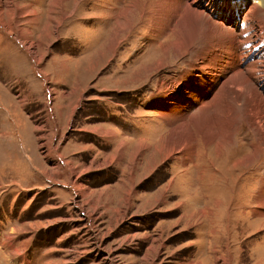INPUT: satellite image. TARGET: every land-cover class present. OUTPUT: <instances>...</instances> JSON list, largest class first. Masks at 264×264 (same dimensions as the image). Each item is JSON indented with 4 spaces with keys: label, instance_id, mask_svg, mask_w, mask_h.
<instances>
[{
    "label": "rangeland",
    "instance_id": "obj_1",
    "mask_svg": "<svg viewBox=\"0 0 264 264\" xmlns=\"http://www.w3.org/2000/svg\"><path fill=\"white\" fill-rule=\"evenodd\" d=\"M159 3L0 0V264H264V211H250L264 154L233 168L258 144L245 117L232 151L199 139L195 163L156 153L165 116L192 106L180 93L161 104L190 57L149 78L134 71L173 39L154 17ZM242 3L245 13L253 2ZM128 6L133 26L90 71Z\"/></svg>",
    "mask_w": 264,
    "mask_h": 264
},
{
    "label": "bare ground",
    "instance_id": "obj_2",
    "mask_svg": "<svg viewBox=\"0 0 264 264\" xmlns=\"http://www.w3.org/2000/svg\"><path fill=\"white\" fill-rule=\"evenodd\" d=\"M221 1L161 0L159 12L154 17L158 18L163 35L170 33L173 39L164 47L162 46L163 54L159 56L160 58L158 57V61L155 63L150 61L134 71L136 74L146 72L149 78L153 72L170 66L167 62L171 56L174 57V61L176 57L178 59L190 57L192 61L183 62L187 69L180 73L183 76H180L174 85L167 90L166 82L162 81L160 84V92L167 90L161 104L165 105L172 95L180 93L179 96L185 95V99L192 103V106L188 104L186 109L178 106L174 109L177 112L173 116H165L164 119L167 120L171 131L165 141L164 138L161 139L163 143L159 152L156 153L163 154L166 158L182 155L185 163H195L197 157L194 158V156L198 153H196V145L199 139L203 141L205 147L212 146L216 155L232 151L239 131L244 130L243 135L247 133L241 125V118L245 117L254 136H257L255 141L258 144L254 143L252 146L254 153L234 161L233 168L238 169L240 164L246 167L252 165L257 156L264 154V17L261 16L264 12V0H252L249 11L245 13L244 9L240 8L244 6L242 1L245 0ZM123 6L125 7V1ZM224 7L226 8L223 9ZM124 9L122 13L115 16L117 19L121 15L116 20L117 25L111 28L108 41L102 47L100 46L94 56L88 60L90 71H94L98 65L97 63L94 66L95 60L98 62V59L101 60L100 57L103 60L106 59L107 47L109 51L119 47L123 40L121 34L127 30L129 32L133 26V10L135 9L129 6ZM234 9L236 14L233 12ZM248 16L253 17L251 21L247 20ZM121 19L123 22H120ZM134 71H131V74H135ZM129 73L128 71L125 75ZM187 78L195 82L199 80L193 91H191L192 82L187 87L184 83ZM207 78L211 82H208ZM183 84L186 87L184 93L181 90ZM189 92H191L190 97H188ZM195 106H198L199 112L194 115L184 114V111L191 112ZM149 134L152 132L150 131ZM147 137L148 135L144 138L149 139ZM241 140L245 139L241 138ZM145 145L146 143L141 142L139 147L146 149ZM199 167H196V171L194 170L196 182L200 181ZM254 199L257 206L255 210L250 209V211L253 215H258L264 211V180ZM216 203L220 207V202L216 201Z\"/></svg>",
    "mask_w": 264,
    "mask_h": 264
},
{
    "label": "crops",
    "instance_id": "obj_3",
    "mask_svg": "<svg viewBox=\"0 0 264 264\" xmlns=\"http://www.w3.org/2000/svg\"><path fill=\"white\" fill-rule=\"evenodd\" d=\"M109 130H111V129H107V127H106L105 130H104L103 132H109ZM94 133H96V134H100V133H98V131H97V132H94ZM100 135H103V134H100Z\"/></svg>",
    "mask_w": 264,
    "mask_h": 264
}]
</instances>
